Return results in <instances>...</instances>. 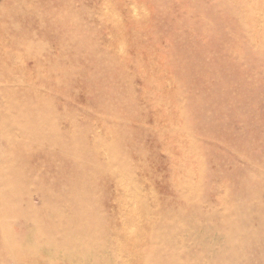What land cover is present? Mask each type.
Listing matches in <instances>:
<instances>
[{
	"label": "rangeland",
	"instance_id": "obj_1",
	"mask_svg": "<svg viewBox=\"0 0 264 264\" xmlns=\"http://www.w3.org/2000/svg\"><path fill=\"white\" fill-rule=\"evenodd\" d=\"M0 157V264H264V0H0Z\"/></svg>",
	"mask_w": 264,
	"mask_h": 264
},
{
	"label": "bare ground",
	"instance_id": "obj_2",
	"mask_svg": "<svg viewBox=\"0 0 264 264\" xmlns=\"http://www.w3.org/2000/svg\"><path fill=\"white\" fill-rule=\"evenodd\" d=\"M19 61H21V60H19ZM55 133H58L57 131H54ZM53 132V133H54ZM48 135H49V133H47ZM66 135V134H65ZM50 136V135H49ZM62 136V135H61ZM71 140H73V139H71ZM61 147V146H60ZM63 148V147H62ZM60 149V148H59ZM76 150V149H75ZM1 158V157H0ZM20 161V160H19ZM2 162H3V160H2ZM20 166V165H19ZM21 169V168H20ZM20 172V171H19ZM11 179V178H10ZM9 179V180H10ZM6 181V180H5ZM10 181H12V180H10ZM0 182H2V181H0ZM4 182V181H3ZM5 183V182H4ZM3 184V183H2ZM8 185V184H7ZM47 185V184H46ZM44 186V185H43ZM48 187V186H47ZM73 188V187H72ZM43 189V188H42ZM56 189V188H55ZM75 189V188H74ZM77 190V189H76ZM1 191V190H0ZM6 191H8V189L6 190ZM51 191V190H50ZM70 191H72V190H70ZM2 192V191H1ZM9 192V191H8ZM55 192V191H54ZM75 192V191H74ZM7 193V192H6ZM10 193V192H9ZM72 193V192H71ZM72 195H74L73 193H72ZM3 196V195H2ZM1 196V197H2ZM75 196V195H74ZM75 197H77V196H75ZM4 198V197H3ZM2 199V198H1ZM86 199V198H85ZM88 200V199H87ZM178 200V199H177ZM4 201V200H3ZM18 201V200H17ZM2 202V201H1ZM16 202V201H15ZM88 202V201H87ZM2 203H4V202H2ZM5 204V203H4ZM20 204V203H19ZM74 204H77V203H74ZM80 204V203H79ZM6 205V204H5ZM17 205V204H16ZM2 206V205H1ZM1 206H0V208H1ZM19 206V205H18ZM90 206H91V204H90ZM74 207H75V205H74ZM93 208V207H92ZM81 209V208H80ZM20 211V210H19ZM73 211V210H72ZM71 211V212H72ZM94 211V210H93ZM2 214H4V213H2ZM79 214H81V213H79ZM90 214H92V213H90ZM87 215H89V214H87ZM7 216V215H6ZM95 216V215H94ZM47 217V216H46ZM91 217V216H90ZM97 217H98V215H97ZM86 217H84V219H85ZM105 218V217H104ZM79 219V218H78ZM86 220V219H85ZM89 220V219H88ZM79 221H80V219H79ZM83 221V220H82ZM97 223V222H96ZM66 224V223H65ZM82 225V224H81ZM96 227V226H95ZM85 228H87V227H85ZM81 229V228H80ZM84 230V229H83ZM88 230H89V228H88ZM87 231V230H86ZM85 230H84V233L86 232ZM88 234V233H87ZM86 234V235H87ZM80 235V234H79ZM31 237H32V235H31ZM82 237V236H81ZM26 246V245H25ZM27 247V246H26ZM41 249V248H40ZM81 256V255H80ZM260 260V259H259ZM78 264H79V262H78Z\"/></svg>",
	"mask_w": 264,
	"mask_h": 264
}]
</instances>
